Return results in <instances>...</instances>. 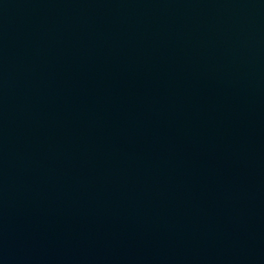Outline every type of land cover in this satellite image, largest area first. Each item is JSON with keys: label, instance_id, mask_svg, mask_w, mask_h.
Returning <instances> with one entry per match:
<instances>
[{"label": "water", "instance_id": "1", "mask_svg": "<svg viewBox=\"0 0 264 264\" xmlns=\"http://www.w3.org/2000/svg\"><path fill=\"white\" fill-rule=\"evenodd\" d=\"M0 264H264V0H0Z\"/></svg>", "mask_w": 264, "mask_h": 264}]
</instances>
